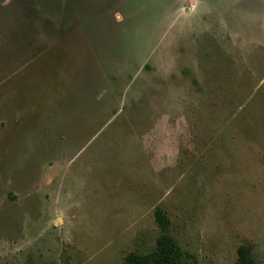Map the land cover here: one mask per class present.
<instances>
[{
  "label": "rangeland",
  "instance_id": "obj_1",
  "mask_svg": "<svg viewBox=\"0 0 264 264\" xmlns=\"http://www.w3.org/2000/svg\"><path fill=\"white\" fill-rule=\"evenodd\" d=\"M264 264V0H0V264Z\"/></svg>",
  "mask_w": 264,
  "mask_h": 264
},
{
  "label": "trees",
  "instance_id": "obj_2",
  "mask_svg": "<svg viewBox=\"0 0 264 264\" xmlns=\"http://www.w3.org/2000/svg\"><path fill=\"white\" fill-rule=\"evenodd\" d=\"M154 215L161 231L155 240L154 248L145 254L131 253L127 255L123 264H185L180 247L167 232V218L160 209H157ZM236 264H253L247 249H238Z\"/></svg>",
  "mask_w": 264,
  "mask_h": 264
}]
</instances>
